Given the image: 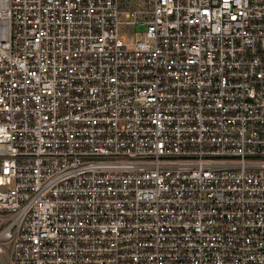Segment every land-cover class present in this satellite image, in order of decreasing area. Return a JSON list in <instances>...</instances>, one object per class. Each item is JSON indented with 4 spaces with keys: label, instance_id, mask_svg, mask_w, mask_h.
Masks as SVG:
<instances>
[{
    "label": "built area",
    "instance_id": "1",
    "mask_svg": "<svg viewBox=\"0 0 264 264\" xmlns=\"http://www.w3.org/2000/svg\"><path fill=\"white\" fill-rule=\"evenodd\" d=\"M138 13L0 0V264H264V0Z\"/></svg>",
    "mask_w": 264,
    "mask_h": 264
},
{
    "label": "rangeland",
    "instance_id": "2",
    "mask_svg": "<svg viewBox=\"0 0 264 264\" xmlns=\"http://www.w3.org/2000/svg\"><path fill=\"white\" fill-rule=\"evenodd\" d=\"M125 12L138 11L139 16L142 17L143 11L148 9L150 0H123ZM143 27L135 28V31L140 33L143 31ZM121 34L124 35V32L121 30Z\"/></svg>",
    "mask_w": 264,
    "mask_h": 264
}]
</instances>
